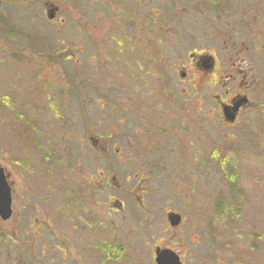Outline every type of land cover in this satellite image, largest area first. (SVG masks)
Listing matches in <instances>:
<instances>
[{
  "label": "rangeland",
  "instance_id": "obj_1",
  "mask_svg": "<svg viewBox=\"0 0 264 264\" xmlns=\"http://www.w3.org/2000/svg\"><path fill=\"white\" fill-rule=\"evenodd\" d=\"M40 1L0 0V166L13 208L9 220H0V264H84L86 243H77L73 226L96 227L101 221L108 230L87 240L106 238L109 247L120 243L127 264H155L151 251L156 245L174 249L183 264H264V106L246 111L239 124L223 129L209 95V139L193 136L191 127L178 121L176 142L153 146L149 156L145 152L147 178L126 180L129 171L114 160L115 150L107 162L90 146L97 133H126L124 125H110L121 114L108 108L125 97L118 89L124 74L109 65L103 76L110 77V84L106 80L94 86L101 76L87 60L96 46L86 43L94 36L99 52L110 54L121 45L127 55L125 45L149 30L144 42L160 41L149 50L151 55L158 51L172 62L192 46L221 51L227 37L235 36L249 48L244 57L264 80V0H105L98 6L103 11L85 0H58L62 6L54 23L46 20L49 14L43 13ZM146 15L152 22L142 29L139 17ZM69 48L78 62L74 57L63 61L65 54L53 56ZM140 72L146 74L143 98L153 104L162 87L156 80L158 68L143 65ZM97 96H105L102 108ZM255 96L264 102L260 90ZM118 144L124 145V139L114 147ZM169 148L172 157L186 148L188 155L197 150L200 156L208 148L214 164L206 173L180 171L176 159L166 157ZM99 170L108 173V183L113 174L117 178L112 187L104 180L105 187L100 184L94 197L91 183ZM135 183L147 192L143 206L129 191ZM72 196L80 219L71 210ZM169 210L184 219L175 230L165 222ZM41 244L43 252L38 250Z\"/></svg>",
  "mask_w": 264,
  "mask_h": 264
},
{
  "label": "flooded vegetation",
  "instance_id": "obj_2",
  "mask_svg": "<svg viewBox=\"0 0 264 264\" xmlns=\"http://www.w3.org/2000/svg\"><path fill=\"white\" fill-rule=\"evenodd\" d=\"M85 1L97 9L99 5L106 2L105 0ZM40 4L43 13L45 15L47 14V16L49 14V17H47L46 20L54 23L57 18L56 13L60 10L62 3L58 0H41ZM149 15L152 16V9ZM139 19L140 28L142 29L149 25V21L152 22V19L148 20L147 15L140 16ZM112 22L113 27L116 25L118 26V22L113 20ZM115 31L118 33L117 30ZM150 34L151 32L149 30H145L144 38L143 35L139 33V35H137V42H129V44H126L125 46L129 51V54L127 55H125L126 53H123L125 47H122L121 45H117L115 52L110 54L99 52L100 45L98 46L97 43H95L96 38H94V36L92 37L91 42H86L90 45L94 44L96 46V52L94 54L90 53V57L87 60L89 66L92 68V72H94L95 75L101 76V81L96 82L94 86L99 87L102 83H105L106 80L108 84H110V77L105 78L103 76L105 69H107L106 67H109V65L113 67L117 66L124 74L120 77L124 82L119 85L118 89L121 90L125 97L122 100L118 99L117 102L112 104V106L109 104L108 108L114 114H121V117L115 122L112 120L110 125H124L126 133H123V135H106L103 132L97 133V135L95 134L90 137L92 140L90 146L96 155H98V153L102 154L107 162L109 161L106 157H108L112 149L115 150L116 157H114V160L119 165L126 164L127 170L129 171V175L125 177L126 180H128V177L131 179L132 177L137 176L147 178L148 171L145 170L147 169L145 164H148L149 161L145 158H148L151 154L153 146L156 147L161 144L166 146L174 140L175 142L177 141L175 132L178 131V128L175 127L176 124H178V121L183 125L191 127L193 136L195 135L197 137L198 133L206 135V140L209 139L211 112L209 113V107L205 104V101H208L209 95L212 96V101L214 103L213 110L215 109L218 115L219 124L223 129L234 127L236 124H239L240 116L246 111L264 106V102L260 101L257 96H255V93L259 90L264 94V80L260 79L258 74L250 67L247 59L244 57V51L249 48L244 42L239 41L235 36L227 37L229 43L226 44L221 51L214 46L204 48L192 46L183 57L177 58V60L175 59L171 62L165 57L160 56V52L158 51H156V56L151 55L149 50L153 47L154 43H160V41L157 40L158 42H153L152 44L144 42L145 39L148 38L146 36H150ZM217 35L219 36V34ZM168 41L171 40H164V43ZM73 44L80 52L82 51L81 54L84 53L85 50L79 48L76 43L73 42ZM131 46L133 48H131ZM61 54H65V57L62 58L63 61H70L74 57V62H78V59L75 58V53L71 52L70 48L67 49V52L66 50L55 51L53 56L59 57ZM154 63L158 68L156 76L157 84H160L162 87L160 93L156 97L153 96V104L149 105L143 98L147 96L145 95L147 92L141 89L146 74L140 72V66ZM86 82H89V79H86ZM79 85L85 87L86 84L85 82L80 81ZM136 89L139 90L137 91ZM216 89L217 93H214ZM103 97L105 96L96 97V101L98 103L101 102L99 103L100 108L105 105L102 100ZM177 98H179V101H177ZM105 99L108 100L109 103L113 101L108 96H106ZM161 99H164L166 103H170L171 105L167 106L161 103ZM225 110L235 112V117L232 121L226 119V114L223 113ZM184 119L189 120L190 122L184 124ZM118 138L124 139V145L118 144V146L114 147L117 140H119ZM124 147L125 151L123 153ZM188 149L189 148H186L188 152L185 151L182 155L180 152H176L172 157L171 153H169L172 151L171 148H169L166 157L175 158L176 165L178 164V169L180 171L187 168L189 173L193 174L199 172L206 173V170H209L210 166H213V150L207 148L203 150L199 156L197 150L188 155V153H190V150ZM145 152L149 153L148 156H145ZM142 155L144 156L143 158ZM142 161V166L136 168L137 163ZM116 178L117 176L113 174L110 183H108V173L104 174L100 170L97 171V178L93 182L95 186L90 182L93 188L92 196L95 197L94 192L99 190L98 186H100V184L105 187V183H103L104 180H106L109 187H112L111 181L115 182ZM145 184L146 182H144V188ZM119 189L125 191L124 187ZM132 189H139L141 195L137 194ZM129 191L135 194L137 202L140 200L143 206L142 199L147 192H142V183H140L139 187L137 186V183H135ZM113 201L114 200H111L110 202ZM77 203L78 201L75 200L73 196L69 198V204L73 207L71 210H73L74 217L80 219L82 216L76 215L77 213H80V211L77 210ZM93 203H97L95 202V198ZM123 207L124 204L121 203L119 207L120 211H122ZM112 210L118 211L111 207L110 211ZM105 213L104 210V214ZM169 213H178L180 215L179 223L176 224V226H172L169 223ZM183 220L184 219L179 212L172 210L167 211L165 216V222L168 224L167 228L172 230L181 226L184 223ZM73 227L77 243H86L87 254L81 255L82 258L85 259L84 264H127V257L123 256L124 248L120 246V243H112L113 247H109L111 244L106 238L92 239L91 241L87 240V237L89 236L91 239L93 234H95V236L104 234L108 230L106 223L104 224L101 221L96 224V227H90L84 224L83 226H80L78 230L75 226ZM82 236H84L85 239H81ZM85 246L83 248H85ZM39 247L38 250L40 252L45 250L43 244L39 245ZM165 248H169L177 254L174 249L168 246L163 247L161 245H156L151 251L155 264L156 249ZM177 255L179 256L181 264H183L180 254Z\"/></svg>",
  "mask_w": 264,
  "mask_h": 264
},
{
  "label": "water",
  "instance_id": "obj_3",
  "mask_svg": "<svg viewBox=\"0 0 264 264\" xmlns=\"http://www.w3.org/2000/svg\"><path fill=\"white\" fill-rule=\"evenodd\" d=\"M226 119L232 121L235 117V112L225 110ZM11 187L7 182V176L4 172V168L0 166V219L7 220L12 214L11 208ZM180 215L178 213H169L168 221L172 226H176L179 223ZM156 264H181L179 256L175 254L171 249H156L155 252Z\"/></svg>",
  "mask_w": 264,
  "mask_h": 264
}]
</instances>
